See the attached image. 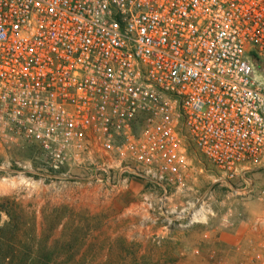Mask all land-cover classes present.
<instances>
[{
    "label": "built area",
    "instance_id": "built-area-1",
    "mask_svg": "<svg viewBox=\"0 0 264 264\" xmlns=\"http://www.w3.org/2000/svg\"><path fill=\"white\" fill-rule=\"evenodd\" d=\"M197 154L237 201L208 261L264 264V0H0V173L182 190ZM214 189L169 206L209 223Z\"/></svg>",
    "mask_w": 264,
    "mask_h": 264
},
{
    "label": "rangeland",
    "instance_id": "rangeland-1",
    "mask_svg": "<svg viewBox=\"0 0 264 264\" xmlns=\"http://www.w3.org/2000/svg\"><path fill=\"white\" fill-rule=\"evenodd\" d=\"M197 158L204 172L190 189L182 190L139 176L111 190L62 173L50 175L37 169L40 163L34 160V172L0 173V204L8 205L25 229L24 239L34 255L42 249L52 252L51 264H213L208 254L222 253L224 240L230 239L216 236L221 215L237 201L230 189L214 183L216 168L198 154ZM254 179L257 187L264 186V173ZM210 187H215L210 224L205 214L197 223L190 217L178 219L169 205L189 201ZM252 203L253 213L248 210V215L254 217L259 204ZM165 204L168 211L163 212ZM224 254L228 264H239L235 253Z\"/></svg>",
    "mask_w": 264,
    "mask_h": 264
},
{
    "label": "trees",
    "instance_id": "trees-1",
    "mask_svg": "<svg viewBox=\"0 0 264 264\" xmlns=\"http://www.w3.org/2000/svg\"><path fill=\"white\" fill-rule=\"evenodd\" d=\"M3 214L8 216L3 220ZM25 229L19 225L8 205L0 204V264H51V251L34 248L24 239Z\"/></svg>",
    "mask_w": 264,
    "mask_h": 264
}]
</instances>
